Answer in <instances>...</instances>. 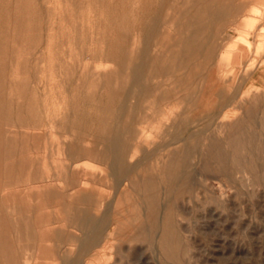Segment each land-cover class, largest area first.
<instances>
[{
  "label": "rangeland",
  "instance_id": "rangeland-1",
  "mask_svg": "<svg viewBox=\"0 0 264 264\" xmlns=\"http://www.w3.org/2000/svg\"><path fill=\"white\" fill-rule=\"evenodd\" d=\"M263 113L264 0H0V264H264Z\"/></svg>",
  "mask_w": 264,
  "mask_h": 264
},
{
  "label": "bare ground",
  "instance_id": "bare-ground-1",
  "mask_svg": "<svg viewBox=\"0 0 264 264\" xmlns=\"http://www.w3.org/2000/svg\"><path fill=\"white\" fill-rule=\"evenodd\" d=\"M227 45V44H226ZM225 48V47H224ZM245 49V48H244ZM243 51V50H242ZM247 52V51H246ZM251 53V52H250ZM246 55V54H245ZM244 57V56H243ZM223 62H224V59H223ZM241 66V65H240ZM216 69H217V67H215ZM213 69H214V67H213ZM214 71V70H213ZM234 71V70H233ZM213 73H215V72H213ZM236 75V74H235ZM235 77V76H234ZM224 78V77H223ZM227 78V77H226ZM210 79H212V78H210ZM225 79V78H224ZM223 79V80H224ZM228 79V78H227ZM236 80V79H235ZM229 81V80H228ZM210 87H211V85H209V90H210ZM252 98V97H251ZM242 99V98H241ZM231 101V100H230ZM208 103H210V102H208ZM224 104H227L226 102H224L223 104H222V106H224ZM243 105L244 104H240L239 105V108L240 109H242V108H244L243 107ZM121 109L122 110H124L125 109V107L124 106H122L121 107ZM224 114V113H223ZM246 116H247V114H246ZM263 116H264V113H263ZM260 118V117H259ZM247 121V120H246ZM262 121V120H261ZM236 125H238L237 123H236ZM235 123H231V126L234 128L235 126ZM182 125L179 123V122H174L173 123V125L171 126V128H172V130H171V132H170V136H173V139L171 140V141H173L174 143L177 141V140H179V141H182L183 142V151H174V152H170L169 153V156H171V158H173V157H177V156H180V155H182L183 153H185V154H189V153H192V149L194 148V146H193V144H191V142H188V139H185V138H180L179 137V135H180V131L182 130ZM239 129V128H238ZM232 138V137H231ZM240 142V141H239ZM218 143L219 142H212V141H210V144L209 145H213L214 147H216V148H218ZM159 149V148H158ZM117 151V150H116ZM154 152V151H153ZM153 152H147L146 153V156L147 157H149V156H151V153H153ZM113 153H115L114 151H113ZM115 157V156H114ZM187 157V156H186ZM115 159H116V157H115ZM110 164H111V167H113V168H115L116 166H118L117 165V162H116V160H111L110 161ZM175 164H177V162L176 161H174V160H172L171 162H170V164H168V167H169V170L170 171H175ZM122 166V165H121ZM123 171H122V174L126 177V176H128V175H130V174H132L133 173V171L137 168V166H133V165H123ZM173 174V173H172ZM125 177H124V179H125ZM123 179V178H122ZM121 179V180H122ZM151 180L147 177V176H145V177H143V179H142V181H139V182H137V181H131V186L132 187H139V188H142V189H144V193H145V197L147 198V199H149V197H150V194L151 193H149L150 192V190H148V188L152 185V183L150 182ZM122 206V205H121ZM122 211V210H121ZM135 213V212H134ZM134 220V219H133ZM135 221H136V219H135ZM140 223V222H139ZM125 224H127V223H125ZM120 226V225H119ZM120 227H122V226H120ZM126 227V226H125ZM131 227V226H130ZM96 228V227H95ZM128 229V231H129V227L127 228ZM131 230V229H130ZM94 242V241H93ZM99 243V242H98Z\"/></svg>",
  "mask_w": 264,
  "mask_h": 264
}]
</instances>
